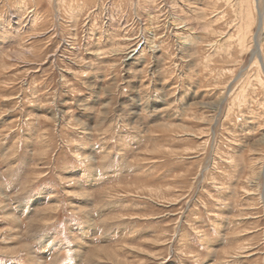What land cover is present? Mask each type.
Here are the masks:
<instances>
[{"label": "rangeland", "instance_id": "1", "mask_svg": "<svg viewBox=\"0 0 264 264\" xmlns=\"http://www.w3.org/2000/svg\"><path fill=\"white\" fill-rule=\"evenodd\" d=\"M261 12L0 0V264H264Z\"/></svg>", "mask_w": 264, "mask_h": 264}, {"label": "bare ground", "instance_id": "2", "mask_svg": "<svg viewBox=\"0 0 264 264\" xmlns=\"http://www.w3.org/2000/svg\"><path fill=\"white\" fill-rule=\"evenodd\" d=\"M261 13H262V12H261ZM262 14H263V13H262ZM262 14H261V15H262ZM263 15H264V14H263ZM263 15H262V16H263ZM262 18H263V17H262ZM262 20H263V19H262ZM260 24H261V23H260ZM256 44H257V43H256ZM260 48H261V47H260ZM260 54H261V53H260ZM262 64H263V63H262ZM263 65H264V64H263Z\"/></svg>", "mask_w": 264, "mask_h": 264}]
</instances>
